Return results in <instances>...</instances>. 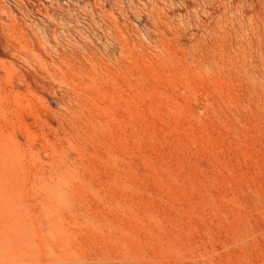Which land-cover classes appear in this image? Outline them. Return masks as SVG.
<instances>
[{
	"label": "rangeland",
	"instance_id": "rangeland-1",
	"mask_svg": "<svg viewBox=\"0 0 264 264\" xmlns=\"http://www.w3.org/2000/svg\"><path fill=\"white\" fill-rule=\"evenodd\" d=\"M0 264H264V0H0Z\"/></svg>",
	"mask_w": 264,
	"mask_h": 264
},
{
	"label": "bare ground",
	"instance_id": "bare-ground-1",
	"mask_svg": "<svg viewBox=\"0 0 264 264\" xmlns=\"http://www.w3.org/2000/svg\"><path fill=\"white\" fill-rule=\"evenodd\" d=\"M15 223V222H14ZM7 261V260H6ZM36 262V261H35ZM10 263V262H9Z\"/></svg>",
	"mask_w": 264,
	"mask_h": 264
}]
</instances>
